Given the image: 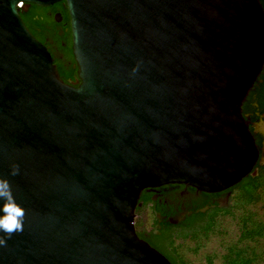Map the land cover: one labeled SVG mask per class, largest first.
<instances>
[{
	"label": "water",
	"instance_id": "95a60500",
	"mask_svg": "<svg viewBox=\"0 0 264 264\" xmlns=\"http://www.w3.org/2000/svg\"><path fill=\"white\" fill-rule=\"evenodd\" d=\"M58 1L0 0V176L27 212L0 264H172L136 234L140 192H220L258 175L264 156L241 104L264 65V10L259 0H63L74 86L19 13Z\"/></svg>",
	"mask_w": 264,
	"mask_h": 264
},
{
	"label": "flooded vegetation",
	"instance_id": "af4514ba",
	"mask_svg": "<svg viewBox=\"0 0 264 264\" xmlns=\"http://www.w3.org/2000/svg\"><path fill=\"white\" fill-rule=\"evenodd\" d=\"M21 7L20 16L29 31L48 50L59 77L77 86L80 81L79 68L72 51L71 21L66 3L58 1L47 6L24 3ZM250 89L242 101L241 112L254 140L261 139L262 151L264 110L257 105L255 94L250 96ZM229 192H205L181 183L145 187L140 192L134 211L136 234L170 261V256L178 253L171 242L176 236L172 235L169 239L162 237V231L165 232L168 228H184L186 220L193 215V208L208 195L207 203L198 210L204 212L208 208H226L231 199V194L227 196Z\"/></svg>",
	"mask_w": 264,
	"mask_h": 264
},
{
	"label": "trees",
	"instance_id": "16d2710c",
	"mask_svg": "<svg viewBox=\"0 0 264 264\" xmlns=\"http://www.w3.org/2000/svg\"><path fill=\"white\" fill-rule=\"evenodd\" d=\"M259 2L264 10V0ZM66 16H68L67 11ZM253 93L257 105L264 110V65L250 89V96ZM255 143L260 155L264 156V152L260 149L261 139H255ZM256 165L259 169L257 176L247 175L227 189L230 191L232 204L230 203L226 208H208L204 212L198 210L205 206L206 199H209L208 195L193 208V215L186 220L184 228L178 230L168 228L165 232L162 231V237L168 239L172 235L182 239L189 237L195 242L194 250L197 251L211 234H215L220 226V219L223 216L234 217L237 210L239 233L236 240H229L223 247L219 257L220 264H259L264 257V217L259 216L251 208L259 202L264 203V162L260 163L258 160ZM171 242H174V239ZM170 261L172 264H187L179 253L170 256ZM207 264H213V257H207Z\"/></svg>",
	"mask_w": 264,
	"mask_h": 264
},
{
	"label": "rangeland",
	"instance_id": "374dc122",
	"mask_svg": "<svg viewBox=\"0 0 264 264\" xmlns=\"http://www.w3.org/2000/svg\"><path fill=\"white\" fill-rule=\"evenodd\" d=\"M232 202L231 199L230 203L232 204ZM251 209L256 211L259 216L264 217V203L259 202ZM237 217H239L237 210H235L234 217L223 216L215 234H211L197 251L194 250L195 242L189 237L185 239L175 238L173 242L175 251L184 258L187 264H207V257H213V264H220L219 257L223 252V247L229 240H236L239 233ZM259 264H264V257Z\"/></svg>",
	"mask_w": 264,
	"mask_h": 264
},
{
	"label": "clouds",
	"instance_id": "9594fccd",
	"mask_svg": "<svg viewBox=\"0 0 264 264\" xmlns=\"http://www.w3.org/2000/svg\"><path fill=\"white\" fill-rule=\"evenodd\" d=\"M138 71V66L133 69V73ZM20 174V165L13 163L11 165V176ZM0 246H7L8 239L14 234L24 231L26 220V209L17 202L11 181L9 178L0 176Z\"/></svg>",
	"mask_w": 264,
	"mask_h": 264
}]
</instances>
